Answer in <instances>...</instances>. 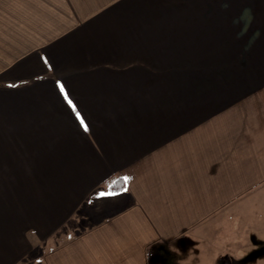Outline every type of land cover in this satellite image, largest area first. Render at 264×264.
<instances>
[{
  "label": "crops",
  "instance_id": "obj_1",
  "mask_svg": "<svg viewBox=\"0 0 264 264\" xmlns=\"http://www.w3.org/2000/svg\"><path fill=\"white\" fill-rule=\"evenodd\" d=\"M256 242L264 0H0V264H245Z\"/></svg>",
  "mask_w": 264,
  "mask_h": 264
},
{
  "label": "rangeland",
  "instance_id": "obj_2",
  "mask_svg": "<svg viewBox=\"0 0 264 264\" xmlns=\"http://www.w3.org/2000/svg\"><path fill=\"white\" fill-rule=\"evenodd\" d=\"M255 244H257L255 247L258 248V249H255L254 251L251 250L253 253H252V256L249 258V260L252 259V260L254 261V259H253L254 257H253V256H255V255H256V256H257V255H261V258H262V259H261L260 261H258V260L256 261V260H255L254 262H253L252 260H251V261H248V262L246 261L245 264H264V249H262V251H260V246H261V244L258 243V242H256V243H254L253 245H255ZM262 247H263V246H262ZM223 258H224V257H223ZM224 260H225L227 263H230L231 261H238V262H240L241 264H243L241 260H238V259L236 260V259H233V258H231V257H225Z\"/></svg>",
  "mask_w": 264,
  "mask_h": 264
},
{
  "label": "trees",
  "instance_id": "obj_3",
  "mask_svg": "<svg viewBox=\"0 0 264 264\" xmlns=\"http://www.w3.org/2000/svg\"><path fill=\"white\" fill-rule=\"evenodd\" d=\"M119 180H117L118 182ZM123 188V185H118L117 183L116 184H113L109 187V190L112 191V192H116V191H120L122 190ZM217 264H241L240 262L238 261H231L230 263H227L224 258H221L218 260Z\"/></svg>",
  "mask_w": 264,
  "mask_h": 264
},
{
  "label": "snow or ice",
  "instance_id": "obj_4",
  "mask_svg": "<svg viewBox=\"0 0 264 264\" xmlns=\"http://www.w3.org/2000/svg\"><path fill=\"white\" fill-rule=\"evenodd\" d=\"M127 189L125 188V191H126ZM101 195H104L103 193L101 194ZM108 195H111V193H108Z\"/></svg>",
  "mask_w": 264,
  "mask_h": 264
}]
</instances>
